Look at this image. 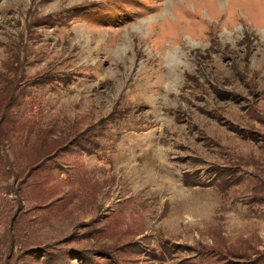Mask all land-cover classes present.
<instances>
[{
    "label": "rangeland",
    "instance_id": "obj_1",
    "mask_svg": "<svg viewBox=\"0 0 264 264\" xmlns=\"http://www.w3.org/2000/svg\"><path fill=\"white\" fill-rule=\"evenodd\" d=\"M0 264H264V0H0Z\"/></svg>",
    "mask_w": 264,
    "mask_h": 264
}]
</instances>
